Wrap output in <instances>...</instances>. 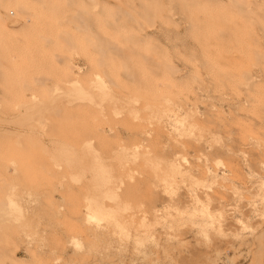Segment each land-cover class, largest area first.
<instances>
[{"label": "rangeland", "instance_id": "obj_1", "mask_svg": "<svg viewBox=\"0 0 264 264\" xmlns=\"http://www.w3.org/2000/svg\"><path fill=\"white\" fill-rule=\"evenodd\" d=\"M0 264H264V0H0Z\"/></svg>", "mask_w": 264, "mask_h": 264}]
</instances>
